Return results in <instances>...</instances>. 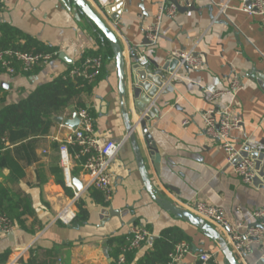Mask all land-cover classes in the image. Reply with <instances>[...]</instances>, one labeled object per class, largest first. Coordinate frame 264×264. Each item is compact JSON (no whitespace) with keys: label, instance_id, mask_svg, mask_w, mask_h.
Returning a JSON list of instances; mask_svg holds the SVG:
<instances>
[{"label":"crops","instance_id":"0c3cea01","mask_svg":"<svg viewBox=\"0 0 264 264\" xmlns=\"http://www.w3.org/2000/svg\"><path fill=\"white\" fill-rule=\"evenodd\" d=\"M121 41L126 58L127 100L134 120L138 105L154 103L158 115L149 123V131L161 156L159 171L146 149L143 132L138 130L150 180L164 198L186 208L197 201L222 208L233 224L255 225L252 213L264 210V177L246 185L227 163L220 142L205 136L202 113L210 108L207 91H224L234 74L241 76V90L224 96L217 104L228 109L242 124L233 132L237 148H248L256 164L264 171V17L250 16L240 8L242 0H176L185 10L175 19L166 18L157 45L144 47L145 27L154 23L164 0H85ZM228 5L225 15L219 7ZM117 15L115 22L111 16ZM1 27L21 34L18 43L33 40L57 53L49 64L30 74L10 77L0 73V89L7 105L26 100L39 87L65 75L86 53H100L104 60L101 79L83 101L94 119L95 132L102 143L121 144L110 166L114 191L109 203L89 187L91 179L79 165L70 175L60 166L59 141L68 129L54 120L38 134L23 132L16 142L7 140V165L0 170V183L10 195L27 207L25 228H17L13 237L0 232V264H113V252L120 238L129 236L134 226H143L150 237L135 250L133 264H140L156 251L158 241L169 229H177L190 239L191 253L173 264H198V255L211 253L217 264H228L217 243L188 223L164 211L147 193L123 122L118 93L116 62L107 41L81 25L60 0H0ZM131 49L155 62L168 80L143 73L135 83ZM194 51L204 60L199 70H188L175 60L171 51ZM64 53L69 62L59 58ZM156 71L155 66H151ZM80 100H77V102ZM75 105L63 111L73 118ZM189 123L184 125L185 121ZM15 136V135H14ZM254 154V155H253ZM252 158V157H251ZM77 178L83 185L77 201L88 212L86 222L74 219L69 224L57 220L74 199L67 187ZM74 213L79 214V208ZM118 211L119 217L109 214ZM210 223V222H209ZM226 240L225 233L210 223ZM239 264H264V242L247 257L235 255Z\"/></svg>","mask_w":264,"mask_h":264},{"label":"built area","instance_id":"2783aa9c","mask_svg":"<svg viewBox=\"0 0 264 264\" xmlns=\"http://www.w3.org/2000/svg\"><path fill=\"white\" fill-rule=\"evenodd\" d=\"M228 5L219 7L218 15L226 14ZM240 10L250 16L264 17V0H242ZM177 7L171 0H164L160 4L157 17L151 25L145 27V37L147 45L144 47L153 48L157 45L160 37L162 24L166 18L175 19ZM138 52V49H131ZM130 52V53H131ZM139 54V65L145 66L149 59L142 52ZM57 53H38L36 51L25 52L21 50L0 51V73L10 77L19 74H30L37 68L49 64ZM168 60L179 61V65H186L189 70H199L204 66L203 58L194 51H171ZM104 69V60L101 55L86 58L80 67H74L70 73V78L83 79L92 82ZM241 76L234 74L230 86L224 91H207L210 108L202 113L204 133L209 139L220 142L222 149L227 155V163L233 167V172L244 184L253 185L255 179L259 177L257 164L253 158L243 155L244 149L237 148L233 140V132L238 130L242 124L240 117H233L228 109H220L217 104L224 96H235L242 88ZM80 124L76 130L69 126L66 138L59 141L60 166L64 173L70 175L75 165L82 168L84 174L91 179L89 187L98 190L104 198L105 203L111 201L114 184L110 166L118 156L122 145L108 141L102 143L95 132L94 119L89 110L80 108L78 111ZM189 122L186 120L184 125ZM77 148L75 153L71 148ZM67 187L76 191L73 181L70 179ZM81 193L76 192L73 202L65 208L58 216L57 220L69 224L75 218L74 207L80 199ZM186 210L201 217L207 222L217 225L226 235V242L235 255L247 257L256 245L264 242V210L258 209L252 213L255 225L245 226L243 222L231 223L222 208L209 205L202 201H197L186 205ZM16 230L15 224L6 216L0 213V232L9 235ZM150 233L143 226H134L129 234L127 245L122 249L116 264L127 263V253L134 252L147 241ZM191 253L190 245L181 241L175 245L170 254V264L182 261ZM199 264H217L215 257L211 253H201L198 255Z\"/></svg>","mask_w":264,"mask_h":264},{"label":"trees","instance_id":"16d2710c","mask_svg":"<svg viewBox=\"0 0 264 264\" xmlns=\"http://www.w3.org/2000/svg\"><path fill=\"white\" fill-rule=\"evenodd\" d=\"M19 37H21V34L18 31L3 25L0 29V51L21 50L25 52L55 53L52 49L30 39L27 40L25 45H21L17 41L20 39ZM99 55L100 53H86L84 58L71 67L65 75L39 87L26 100L18 104L7 105L0 110V170L8 163L5 157L8 147L7 140L14 143L18 137L24 136L23 132L25 131L38 134L45 125L54 120L56 115H61L64 110L70 108L73 104L76 110L84 108L90 111L81 99L83 96L90 95L94 86L101 79L103 70L92 82L80 78L73 81L69 73L74 67H80L86 58ZM77 100L80 101L77 102ZM4 101L5 98L0 89V103ZM71 150L75 153L77 148L72 147ZM102 200L104 201L103 197ZM77 206L80 212L75 219H79V222H86L88 212L81 203L77 202ZM26 212V205L21 200L14 199L8 189L0 183V213L6 215L17 228L24 229L25 221L23 217ZM128 239L129 236L117 240L118 248L112 254L113 264L117 263L123 247L128 243ZM181 241L190 243V239L177 229L165 231L157 243L156 251L140 264H170V254L173 252L175 245ZM9 255L10 252H7L1 255L0 259L7 261ZM134 258L135 251L127 253L126 264H133Z\"/></svg>","mask_w":264,"mask_h":264},{"label":"water","instance_id":"95a60500","mask_svg":"<svg viewBox=\"0 0 264 264\" xmlns=\"http://www.w3.org/2000/svg\"><path fill=\"white\" fill-rule=\"evenodd\" d=\"M63 6L71 12L73 17L78 21L81 25L86 28L91 29V31L98 35V37L102 41H107L110 49L113 53V59L116 62L117 68V77H118V93H119V100H120V108L121 114L123 118V122L125 125V129L127 132V138L132 146L136 163L138 165V169L140 171L145 189L152 200L158 204L164 211L173 215L177 220L184 221L189 225L197 228L202 235L211 239L213 242L217 243L218 247L220 248L221 252L225 256L226 262L228 264H239L235 254L228 246L226 240L222 237V235L218 232L217 229L213 227L209 222L202 219L201 217L195 215L194 213L190 212L189 210L183 209L174 205L167 199H164L159 192L153 186L145 161V157L143 154V149L141 147V143L139 140L138 130L141 129L143 132V139L146 146V149L151 157V160L154 162L156 169L159 171L160 164H161V156L157 145L155 144L153 137L149 131V123L156 118L158 115V110L154 107V103L151 99H148V103L146 107L143 105H138L136 108V115L138 117L137 120H134L132 115V111L129 108L128 100H127V87H126V58L124 55V49L121 41L117 37V35L108 27L105 22L90 8L85 0H60ZM171 2L177 7L179 11L185 10L182 9L176 0H171ZM113 21H117V15L111 16ZM3 21V18L0 16V23ZM147 44V41L146 43ZM59 58L65 62L71 61L67 58L64 53H60ZM130 58L134 61L133 71L135 76V83L139 86V78L137 76H141L143 73H146L148 76L151 75H160L163 81H167L168 78L164 74V71H169L171 74L173 71L170 69V62H166V65L161 69L155 62L149 60L148 64L145 66L139 65V54L136 51H132L130 53ZM176 63H179L177 61ZM151 66L156 67V71H152ZM186 69L189 68L184 65ZM142 79V76H141ZM73 111V118L72 119H65L63 117H54V121L65 124L74 130H76L80 124V118L78 116L77 111L74 108H71ZM248 148L246 147L243 151V155L249 157L250 155L247 153ZM254 155V154H253ZM253 159L255 158L251 156ZM257 170L259 171V177L255 179V182L260 180L261 177H264V171H261V167L257 165ZM73 183L77 189V192H81L83 189L82 183L77 180V178L73 179ZM109 214L116 215L119 217L118 211H109ZM13 234H10L9 237H13Z\"/></svg>","mask_w":264,"mask_h":264}]
</instances>
